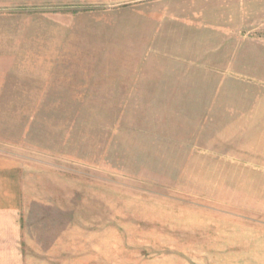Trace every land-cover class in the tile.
I'll return each mask as SVG.
<instances>
[{
    "label": "rangeland",
    "instance_id": "obj_1",
    "mask_svg": "<svg viewBox=\"0 0 264 264\" xmlns=\"http://www.w3.org/2000/svg\"><path fill=\"white\" fill-rule=\"evenodd\" d=\"M13 205L22 264H264V0H0Z\"/></svg>",
    "mask_w": 264,
    "mask_h": 264
},
{
    "label": "crops",
    "instance_id": "obj_2",
    "mask_svg": "<svg viewBox=\"0 0 264 264\" xmlns=\"http://www.w3.org/2000/svg\"><path fill=\"white\" fill-rule=\"evenodd\" d=\"M16 209L14 205L0 207V264H22V254L17 250L22 230Z\"/></svg>",
    "mask_w": 264,
    "mask_h": 264
}]
</instances>
